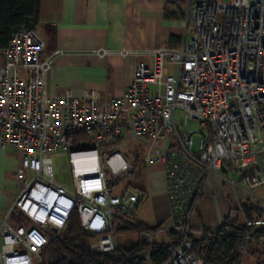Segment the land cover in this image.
Returning a JSON list of instances; mask_svg holds the SVG:
<instances>
[{
	"label": "built area",
	"instance_id": "built-area-1",
	"mask_svg": "<svg viewBox=\"0 0 264 264\" xmlns=\"http://www.w3.org/2000/svg\"><path fill=\"white\" fill-rule=\"evenodd\" d=\"M184 1L190 29L181 45L156 50L152 65H137L123 93L105 102L93 91L49 98L53 60L41 57L44 40L33 29L13 31L0 64V148L13 146L22 158L19 193L0 228L1 264L40 262L72 211L90 254L119 251L126 260L114 217L134 215L141 197L112 188L130 169L120 152L130 140L145 146L143 165H162L165 173L174 238L161 264H206L192 253L189 222L207 176L230 171L229 182L248 192L264 186V0ZM190 121L198 128L188 129ZM69 138H76L71 149ZM60 149L68 154L71 192L52 180L50 154ZM49 199L54 206H46ZM13 212L23 225L8 221ZM142 259L151 264L147 253Z\"/></svg>",
	"mask_w": 264,
	"mask_h": 264
},
{
	"label": "crops",
	"instance_id": "crops-1",
	"mask_svg": "<svg viewBox=\"0 0 264 264\" xmlns=\"http://www.w3.org/2000/svg\"><path fill=\"white\" fill-rule=\"evenodd\" d=\"M189 29L184 0H40L34 30L45 42L41 57L52 56L53 60L47 76L48 96L67 93L81 98L93 91L101 102L118 97L131 83L137 65L150 67L156 50L177 48L169 47L170 37L179 38L181 45ZM21 158V151L13 146L0 148V228L19 193L16 171ZM223 175L226 178L210 174L205 180L189 222L195 240L201 239L202 231L216 232L226 218H245L243 205L248 218H264V198L261 208L246 201L249 194L264 186L248 192L229 182L235 179L232 172ZM137 179H141L137 192L144 200L135 220L159 227L151 239L163 235L168 240L164 242L171 243L167 232L173 222L163 166L145 165ZM145 207L149 214L143 215Z\"/></svg>",
	"mask_w": 264,
	"mask_h": 264
},
{
	"label": "trees",
	"instance_id": "trees-1",
	"mask_svg": "<svg viewBox=\"0 0 264 264\" xmlns=\"http://www.w3.org/2000/svg\"><path fill=\"white\" fill-rule=\"evenodd\" d=\"M40 0H0V54L7 48L13 31L19 28L33 29L38 21ZM53 37V30L48 31ZM169 47H178L179 38L170 37ZM76 138L68 139L70 147ZM72 144V145H71ZM73 147V146H72ZM138 158V157H137ZM142 158V157H141ZM141 161V160H140ZM129 172L134 178L139 177L145 165ZM138 204L134 215L117 214L114 219V233L137 235L140 240L129 248L121 249L127 259L119 251L110 254H90L87 248L88 236L81 230L79 217L75 211L69 213L66 228L58 238L49 242L40 252V264H143L142 253H147L151 264H161L166 259V249L171 243L147 240L154 235L159 227H148L135 220L136 214L143 203L144 197ZM243 212L248 220V209L245 205ZM10 223L16 226L24 224V218L13 212L9 218ZM15 222V223H14ZM174 238V232H167ZM257 234L264 236V226L257 230ZM201 239H194L192 253L200 257L206 264H238L240 248L250 242L251 228L240 224L235 219L226 218L216 232L202 231ZM147 240L145 243L143 240Z\"/></svg>",
	"mask_w": 264,
	"mask_h": 264
},
{
	"label": "rangeland",
	"instance_id": "rangeland-1",
	"mask_svg": "<svg viewBox=\"0 0 264 264\" xmlns=\"http://www.w3.org/2000/svg\"><path fill=\"white\" fill-rule=\"evenodd\" d=\"M222 1L227 2L228 0H222ZM1 63H2V57L0 54V64ZM165 68L168 74L174 75L176 72V67L171 63L166 64ZM176 121L178 123H182L179 112H176ZM186 126L188 129L194 130L198 128V123L190 121L187 123ZM197 145H198V137L195 136L193 138V146H192L193 151L197 150ZM120 152L123 154L127 162L130 164V169L121 177H119L116 185H114L112 188V193L119 194L126 188L129 191L136 193L137 188L140 187L141 185V179L132 177L129 172L135 171L142 166L140 160L145 150L144 148H142V146H139L136 141L130 140L120 147ZM50 159L52 164V180L54 184L65 188L69 192L73 191V184L71 179V166L69 164L67 152L60 149L57 152L50 154ZM263 198H264V187L253 191L252 194H249L247 196L246 201L253 206H257L261 208L262 205L260 203H263L262 202ZM148 211L149 208L145 207L141 213L144 215V213L147 214ZM234 219L240 224H245L246 226H250L251 228V235L248 237L251 240L250 242L247 241L243 248H240L239 250L240 260L238 264H263L264 236H262L261 234H257L256 232L258 229L264 226V218L262 217L258 218L257 215H252V218L248 220L246 218H243L242 216L237 217V219L233 217V220ZM144 223H147V221L144 220ZM150 223L151 222H149V224ZM153 238H152L153 241L156 242L168 241L165 238H163V235H157ZM139 240L140 238L137 235L116 234V241L120 249L129 248L130 245L135 244ZM33 264H40V262L38 263V261L33 259Z\"/></svg>",
	"mask_w": 264,
	"mask_h": 264
},
{
	"label": "bare ground",
	"instance_id": "bare-ground-1",
	"mask_svg": "<svg viewBox=\"0 0 264 264\" xmlns=\"http://www.w3.org/2000/svg\"><path fill=\"white\" fill-rule=\"evenodd\" d=\"M46 206H47V207L54 206V204L52 205V200H51V199H49V200L46 201ZM44 210H45V209H44ZM58 210H59V209H58ZM59 213H60V214H58V215L61 217L62 214H63V211H62V210H59ZM40 214H41L42 216L45 215V214H43V211H41Z\"/></svg>",
	"mask_w": 264,
	"mask_h": 264
}]
</instances>
